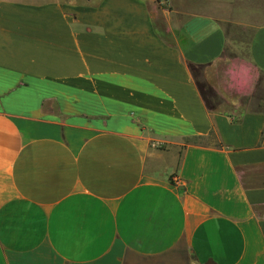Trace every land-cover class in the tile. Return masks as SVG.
Returning <instances> with one entry per match:
<instances>
[{
	"label": "crops",
	"instance_id": "crops-1",
	"mask_svg": "<svg viewBox=\"0 0 264 264\" xmlns=\"http://www.w3.org/2000/svg\"><path fill=\"white\" fill-rule=\"evenodd\" d=\"M0 264H264V0H0Z\"/></svg>",
	"mask_w": 264,
	"mask_h": 264
},
{
	"label": "trees",
	"instance_id": "trees-1",
	"mask_svg": "<svg viewBox=\"0 0 264 264\" xmlns=\"http://www.w3.org/2000/svg\"><path fill=\"white\" fill-rule=\"evenodd\" d=\"M187 142L193 143V144H202L203 140L197 138V139L188 140Z\"/></svg>",
	"mask_w": 264,
	"mask_h": 264
},
{
	"label": "rangeland",
	"instance_id": "rangeland-1",
	"mask_svg": "<svg viewBox=\"0 0 264 264\" xmlns=\"http://www.w3.org/2000/svg\"><path fill=\"white\" fill-rule=\"evenodd\" d=\"M183 263H185V261H183Z\"/></svg>",
	"mask_w": 264,
	"mask_h": 264
}]
</instances>
